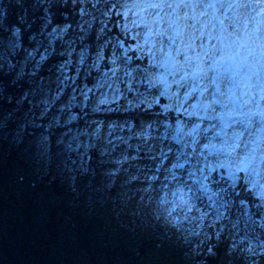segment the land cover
I'll use <instances>...</instances> for the list:
<instances>
[{
  "label": "rangeland",
  "instance_id": "374dc122",
  "mask_svg": "<svg viewBox=\"0 0 264 264\" xmlns=\"http://www.w3.org/2000/svg\"><path fill=\"white\" fill-rule=\"evenodd\" d=\"M141 2L110 0L100 22L102 29L111 11L123 16L121 35L130 34L136 43L131 50L146 58L145 69H129L128 52L112 39L109 69L99 61L85 69L84 74L96 72L92 87L78 88L71 80L63 102L56 104L67 63L51 77L32 82L13 108L0 107V123L6 125L0 133V264H203L199 252L214 240L219 252L206 253L216 264H264V243L250 236V231L264 234V162L259 160L264 120L253 117V126L244 129L239 114L248 109L240 108L232 127L224 129L227 137L221 134L228 139L244 131V142L258 147L261 175L252 177L257 185L233 182L230 168L206 172L208 191H197L190 212L178 207L171 193L183 187L179 181L192 183L188 171L203 167L205 158L213 166L224 159L204 148L209 141L221 147L214 137L224 125L214 117L222 110L205 113L192 107L204 102L198 92L185 100L188 87H177L179 77L161 66L153 48L149 29L159 10L133 7ZM11 31L0 36V64L8 67L5 53L18 47L17 31ZM39 47L34 42V52ZM31 54L21 56L17 76L32 62ZM77 77L82 81L84 75L77 71ZM91 92L90 111L78 118L74 110L84 109ZM257 103L264 107L258 96L250 107ZM176 163L184 168H174ZM239 187L248 195L244 202ZM233 206L239 212H232Z\"/></svg>",
  "mask_w": 264,
  "mask_h": 264
},
{
  "label": "snow or ice",
  "instance_id": "6c2138e0",
  "mask_svg": "<svg viewBox=\"0 0 264 264\" xmlns=\"http://www.w3.org/2000/svg\"><path fill=\"white\" fill-rule=\"evenodd\" d=\"M63 2L68 3V0ZM71 2L75 4L77 0ZM260 6H264V0H252L250 3L241 0H144L143 3L133 5L143 10H159L156 15H152L153 27L149 29V34L155 38L153 48L159 53L161 66L170 67L171 73L179 77L174 81L177 87H188L185 91V100L194 99L193 93L198 92L204 98V102L192 107L198 106L205 113L210 110L213 112L222 110L219 116L214 117L224 125L214 137L220 139L221 147L216 148V145L209 141L204 148L214 156L219 154L224 159H217L213 166L205 158L203 167L188 171L191 184L186 181L178 182V185L183 184V187L177 186L171 195L179 201L177 206L182 210L189 212L192 210L195 205L190 201L196 198L197 191L204 193L208 191L204 181L210 177L205 175L206 172L230 168L232 171L228 174L233 182L243 179L246 184L253 187L258 183L252 179L253 176L261 175L257 161L258 147L250 148L249 144L244 142L242 139L244 131L234 132L228 139H221V134L227 137L224 129L232 127L235 123L234 117L240 108L248 109L247 112L239 114L244 129L253 126V117L264 120V107L259 103L256 107H250L255 96L264 101V43L260 42L264 41V36L258 35L254 39L249 36L246 39L231 23L226 24L229 20L228 15L217 16L215 13L221 8L226 13V10ZM168 9L171 11H166ZM182 9L188 11L181 12ZM149 55L153 59L156 58V53L151 49ZM205 81L210 83V87L204 83ZM206 93H209L210 98L205 95ZM4 127L6 125L0 123V133ZM195 131L196 127L193 128V132ZM196 143L198 141L193 137V144ZM195 151L194 148L193 153ZM259 160L264 162V153L260 154ZM187 162L185 160L184 163ZM184 163H176L173 167L184 168ZM197 172L201 174L200 178L196 177ZM172 179H177L175 173L172 174ZM208 251L211 253L212 249L209 248Z\"/></svg>",
  "mask_w": 264,
  "mask_h": 264
},
{
  "label": "trees",
  "instance_id": "16d2710c",
  "mask_svg": "<svg viewBox=\"0 0 264 264\" xmlns=\"http://www.w3.org/2000/svg\"><path fill=\"white\" fill-rule=\"evenodd\" d=\"M107 2L109 0H92L90 4L85 0H77L75 4L71 0H68V3H64L63 0H18V2L17 0H0V10H6V15L0 17V36L12 32V29L18 34V47L13 49V53H5L9 67L7 64H0V107L13 108L32 82L51 77L54 69L61 68L67 63H69L67 80L63 92L60 93L61 89H58L57 94L60 100L56 104L63 102L61 100L65 95L64 91L69 89L71 80L78 84V88L82 84L92 87L96 72L90 71L84 74L85 69L93 66L97 61L105 69H109L107 62L111 56L107 50V43L112 39H118L123 43L122 48L126 49L132 59L129 69L134 70L136 67L145 69L144 59L136 58L131 51L132 40L127 35H121L117 15L109 19L104 17L105 26L101 29V23H103L100 22L103 18L101 13H106L108 10ZM61 28L62 32H60ZM34 42L40 43V47L35 52ZM122 50L118 49V53ZM24 52H31L33 60L26 64L21 70V75L17 76L15 71ZM78 55L80 59L76 61ZM77 71L84 75L82 81L79 77L73 79ZM92 98L91 92L84 109L74 110L78 118L88 115ZM27 107V103H22V108ZM242 189L243 187L238 189V192L241 191L243 194L240 202L248 198ZM229 199L235 205L240 203L238 199ZM232 212H239V207L233 206ZM256 217H258L257 214ZM250 236L254 240L257 236L261 239L260 242L264 243V234L255 235L250 231ZM217 241L214 240L212 244H209L211 248L213 246L212 250L215 254L219 252L220 246ZM206 251L208 249L199 252L198 257L201 262L216 264L215 259L211 260Z\"/></svg>",
  "mask_w": 264,
  "mask_h": 264
},
{
  "label": "bare ground",
  "instance_id": "6f19581e",
  "mask_svg": "<svg viewBox=\"0 0 264 264\" xmlns=\"http://www.w3.org/2000/svg\"><path fill=\"white\" fill-rule=\"evenodd\" d=\"M241 2H244V3H250V2H252V0H241ZM258 8H261V6L260 7H258ZM244 9V8H243ZM253 8H247V9H244V11L246 12V14H247V19L246 20H244V18L240 15V14H238L237 15V13L235 12V9H232V10H226V13H225V10L224 9H219V11H217L215 14L217 15V16H221L222 14H226V15H234V16H236L238 19H239V21L240 22H242V24L243 25H241L240 23H238V22H236L235 24H236V26H238V29H236L235 27V29L236 30H238L239 32H246V34L248 35V36H250L251 37V35L252 36H254V35H256L255 33L256 32H258V33H264V17L262 18V20H260V22H261V24H260V22L259 21H257L256 20V18L255 17H250V12H249V10H252ZM203 10V9H202ZM257 9H255V11H256ZM208 11H212V10H208ZM255 11H254V13H253V15L255 14ZM231 19H233V18H231ZM257 26V29H255L254 30V28H252V26ZM240 27V28H239ZM252 30V31H251ZM251 35H250V34ZM261 43H264V41H260ZM126 192H128V191H126Z\"/></svg>",
  "mask_w": 264,
  "mask_h": 264
},
{
  "label": "clouds",
  "instance_id": "9594fccd",
  "mask_svg": "<svg viewBox=\"0 0 264 264\" xmlns=\"http://www.w3.org/2000/svg\"><path fill=\"white\" fill-rule=\"evenodd\" d=\"M17 2H18V0H17ZM0 13H2V16H0V17H3V16H5L6 15V10L4 9V10H0ZM74 191H75V189H73Z\"/></svg>",
  "mask_w": 264,
  "mask_h": 264
}]
</instances>
